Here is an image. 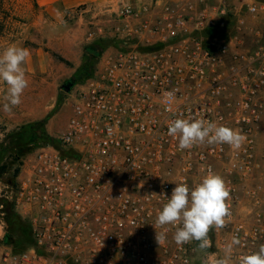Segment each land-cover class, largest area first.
<instances>
[{"label":"built area","instance_id":"2783aa9c","mask_svg":"<svg viewBox=\"0 0 264 264\" xmlns=\"http://www.w3.org/2000/svg\"><path fill=\"white\" fill-rule=\"evenodd\" d=\"M118 22L117 47L75 84L53 142L22 160L9 201L31 243L8 244L1 220L0 264L205 263L223 257L233 235L242 242L235 262L264 244V0L124 3ZM178 116L246 141L180 150L167 134ZM209 171L231 190L230 222L210 230L205 252L196 241L178 247L171 226L159 245L153 225L166 198Z\"/></svg>","mask_w":264,"mask_h":264},{"label":"rangeland","instance_id":"374dc122","mask_svg":"<svg viewBox=\"0 0 264 264\" xmlns=\"http://www.w3.org/2000/svg\"><path fill=\"white\" fill-rule=\"evenodd\" d=\"M151 1L119 0L115 4L81 3L62 8L58 3L40 6L36 0H0V53L10 45L30 51L24 64L29 86L21 104L11 112L3 111L6 85L0 83V221L5 222L6 207L12 211L9 195L22 160L44 139L42 132L55 137L62 128L53 122L52 129H48L47 123L75 91L74 84L65 92L64 84L70 80L82 82L86 70L97 64L99 55L117 47L114 32L124 3L139 6ZM91 31L98 33L94 39H88ZM74 41L83 43L80 52ZM87 47L96 48L98 56L88 52ZM41 121L44 125L38 124ZM257 146L264 153V116Z\"/></svg>","mask_w":264,"mask_h":264},{"label":"clouds","instance_id":"9594fccd","mask_svg":"<svg viewBox=\"0 0 264 264\" xmlns=\"http://www.w3.org/2000/svg\"><path fill=\"white\" fill-rule=\"evenodd\" d=\"M29 55L27 48L16 45H10L0 53V83L6 85V103L3 104L6 113L21 104V97L29 86L24 68ZM167 134L178 139L180 150L205 143L228 144L231 148L239 149L246 141V135L240 130L212 121L179 116L169 123ZM230 191L225 180L211 171L192 187L186 182L177 183L170 198L165 197L167 202L158 212L153 225L155 229H162L156 231L157 243H165L168 231L174 228L173 240L178 247L196 241V250L205 252L211 247L210 230L222 229L230 222L231 210L227 203ZM238 246H242V242L233 235L224 246L223 257H213L205 264H264V244L256 252L239 255L234 262L233 254Z\"/></svg>","mask_w":264,"mask_h":264},{"label":"trees","instance_id":"16d2710c","mask_svg":"<svg viewBox=\"0 0 264 264\" xmlns=\"http://www.w3.org/2000/svg\"><path fill=\"white\" fill-rule=\"evenodd\" d=\"M86 50L88 52H90L91 54H93L94 56H98V54L96 52V48L87 47ZM94 68L92 70L88 68L86 70L87 72L85 71L86 72L85 73V75H86L85 79H87L89 76L92 75ZM67 83L70 86L77 84V83L73 82L72 80L68 81ZM38 124L44 125V121H41ZM40 134H41V131H38L39 136H40ZM42 134L44 136V139L38 143L37 147L53 142V138L51 137V135H47L46 133H43V132H42ZM38 135H36V136H38ZM33 136H34V134H33ZM31 138H32V136H31ZM14 183H15V181H14ZM14 183L12 185H14ZM11 210L12 211H10V209L6 207L5 210L3 211L5 222H6L5 223L6 224L5 241L8 244L13 245L15 248H20V247L29 245L31 243V238L29 235L27 224L19 218V216L13 211L12 207H11Z\"/></svg>","mask_w":264,"mask_h":264},{"label":"crops","instance_id":"0c3cea01","mask_svg":"<svg viewBox=\"0 0 264 264\" xmlns=\"http://www.w3.org/2000/svg\"><path fill=\"white\" fill-rule=\"evenodd\" d=\"M118 1L119 0H36V3L40 6H45V7H49L50 5L58 3V4L62 5V8H68V7H72V6L81 4V3H94V4H98V5H105V4H110V3L115 4ZM74 44H75V48L77 49V52H80V50L82 49L81 45L83 43L81 41H76V42L74 41ZM77 62H78V60L76 61V63ZM69 113H70V107L67 104H64V107H62L53 116L55 121H54V119L48 120L47 128L52 129V127L50 125L53 124V122H55L60 127H63Z\"/></svg>","mask_w":264,"mask_h":264},{"label":"water","instance_id":"95a60500","mask_svg":"<svg viewBox=\"0 0 264 264\" xmlns=\"http://www.w3.org/2000/svg\"><path fill=\"white\" fill-rule=\"evenodd\" d=\"M63 87H64V91L68 92L71 86L68 83H65Z\"/></svg>","mask_w":264,"mask_h":264}]
</instances>
